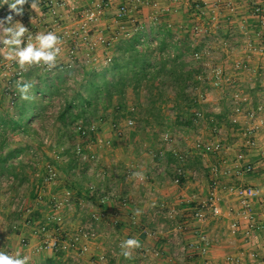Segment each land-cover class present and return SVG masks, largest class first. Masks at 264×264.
<instances>
[{
    "label": "crops",
    "instance_id": "0c3cea01",
    "mask_svg": "<svg viewBox=\"0 0 264 264\" xmlns=\"http://www.w3.org/2000/svg\"><path fill=\"white\" fill-rule=\"evenodd\" d=\"M49 1L38 0V8L33 10L30 7L32 0H28L23 6L25 18L22 20L10 13L7 5L0 4V20L11 14L13 22L18 21L28 29L30 25L37 23L39 33H46L45 27L53 22L46 5ZM144 1L140 0L142 4ZM192 1L156 0V7H141L143 11L140 15V10L135 9L139 0H114L112 6L93 25L94 29L103 28L106 31L105 36L111 40V46H103L99 52L90 49L91 52L88 51L87 55H93L97 59L89 67H104L106 53L111 56L114 54L116 43L125 36L124 31L133 25L129 20L131 17L146 27L152 25L154 11L160 24L172 25L174 42L181 39L182 29L192 31L193 23H199L206 29V33L198 39L192 31L193 46L208 47L212 58L194 61L188 55L187 60L201 68L200 76L195 77L196 81L190 87L194 90L192 97H203L198 103L204 115V119L200 121L203 122L202 125L194 123L192 128L176 127L172 124L173 118L164 129H150L155 135L159 133L157 142H144L147 147L140 144L135 152L132 141L136 140L140 131L148 130L135 121L130 125L128 119H125L119 125L123 123L124 127H128L126 131L130 134H121L119 139L113 136L112 143L116 145L113 149H108L110 153L99 150L103 159L101 164L107 173L104 180L79 172L74 173L73 179L69 180L64 174L65 170H59L62 187L49 194V202L42 204L37 199L36 222L48 221L47 226H52L48 227L51 230L50 236L59 239L67 238L81 228L90 227L96 236L87 242L86 252H81L79 247L69 251H37L36 247L45 239L37 233V225L27 227L25 232L15 236L1 237L0 250L11 254L19 252L21 256L29 255L30 264H203L204 261L209 264H229L227 257H232L236 264H264V130L253 131L256 123L248 119L249 110L254 109L264 121V26L251 13L254 5L264 7V0H204L202 16L190 11ZM81 4L94 7L88 0H78L76 9L67 4L66 8L58 10L60 27L56 34L62 38L61 41L69 36L68 33L77 29L78 20L72 14L82 8ZM125 5L129 7L130 13L115 25L113 18ZM175 29H179L178 32ZM27 37L28 33L25 34V39ZM70 38L69 36L68 40L59 45L61 53L56 66L78 67L83 62L80 57L83 56L81 49L84 44ZM98 44L99 47L102 46ZM72 48L76 50L74 54L70 53ZM3 51L6 52L7 49L0 45V53L3 54ZM214 66L223 70L220 91L208 93L209 90L201 89L197 93L196 90L201 85L205 87L210 84V89L218 87L213 85V79L209 75ZM33 67L47 71L45 66H31L22 70L27 72ZM243 98L248 101L244 102ZM133 99L130 90L127 94L129 105L133 103ZM171 113L175 116L177 112ZM166 130L170 132V140L162 143L161 136ZM248 132L250 135H245ZM248 137L255 139L254 145H248ZM198 141L208 144L210 149L205 152L197 149L195 144ZM217 145L219 148L214 149ZM151 148L155 149L157 156L149 152ZM160 150L164 151V156L158 154ZM60 156L62 159L58 158ZM54 161L57 165L66 163L72 166L70 158L63 153L55 156ZM179 171L181 182L176 184L174 180ZM134 172L142 173L146 180L140 181L139 177L133 176ZM215 177L221 183L234 187H259L263 191L262 195L250 201L245 210L241 201L226 194L220 203L219 217H212L207 211L206 219L198 221L193 217V210L207 200L210 180ZM90 186L94 190L90 191ZM67 189L72 192V199L68 202L64 197ZM101 195L109 197L105 203L100 202ZM121 198L128 200L126 206L121 205ZM55 202L60 203V207L52 212L50 209ZM170 209H176L180 213L174 220L167 215ZM97 211L105 212L104 218L99 222L91 220ZM54 216L58 220H52ZM132 217L136 218V225L132 224ZM233 223L237 224V228L231 227ZM146 232H155L156 235L150 236ZM201 235L210 243L205 256L200 255L199 249H187L185 254L181 253V248L190 243L202 246ZM23 237L26 245L21 243ZM128 238H137L142 245L133 250L131 259L121 255L118 245ZM155 248L161 249L160 257H144V251ZM253 253L257 255L255 260L251 256ZM182 254L185 255L184 261L181 260Z\"/></svg>",
    "mask_w": 264,
    "mask_h": 264
},
{
    "label": "trees",
    "instance_id": "16d2710c",
    "mask_svg": "<svg viewBox=\"0 0 264 264\" xmlns=\"http://www.w3.org/2000/svg\"><path fill=\"white\" fill-rule=\"evenodd\" d=\"M203 7L202 3L194 1L189 5L190 11L198 16H202L200 8ZM180 32L181 39L174 42L175 33L169 26L157 21L145 27L136 22L116 43L111 62L100 69L81 63L78 67L45 68L47 71L37 67L27 72L20 70L23 80L33 84L30 94L35 99H20L16 76L9 80L12 91L0 97V178H12L14 184H23L30 182L31 174L38 172L37 163L26 159L13 163L11 159L38 149L40 143L23 138L39 137L38 131L32 128V121L36 120L43 127L45 113L51 106L49 102L56 98L62 103L55 118L58 129L53 143L59 148L68 145L63 154L70 158L74 168L78 163L77 145L93 140L94 133L90 130L93 121L110 120L118 128L120 121L130 119L145 129H164L174 118V126L192 128L200 107L188 90L195 83V77L200 76L201 68L187 57L201 47H193L190 29ZM77 76L80 79L77 80ZM130 90L134 96L131 105L127 100ZM171 111L177 112L176 115ZM10 133H19L22 138L13 141ZM43 156L51 165L56 164L46 154ZM41 183L42 177L39 184L32 183V197H39Z\"/></svg>",
    "mask_w": 264,
    "mask_h": 264
},
{
    "label": "built area",
    "instance_id": "2783aa9c",
    "mask_svg": "<svg viewBox=\"0 0 264 264\" xmlns=\"http://www.w3.org/2000/svg\"><path fill=\"white\" fill-rule=\"evenodd\" d=\"M78 0H50L48 3H46L47 8H48V13L49 16L52 18L53 22L51 25H47L45 27V31L46 33L49 31H52L54 33H58L57 30L60 27L59 26V15H58V10L60 8H64L67 4L71 5L72 8L76 9V3ZM91 3H93L92 8H84L81 9L80 11V19L78 20V30H74L71 33H68L69 36L71 37L70 34H75L77 36H80L81 33H89V27L91 24L96 23L97 21H99V19L106 13V11L112 6L114 0H88ZM196 3H202L204 2V0H193ZM144 5H147L149 7H156L157 3L156 0H145L143 2ZM204 5V4H203ZM66 8V7H65ZM228 9H230L231 11L233 10L232 7L227 6ZM200 11L203 12V8H200ZM130 13V9L128 6H122V8H120L118 14L113 18V23L119 24L121 20H123L124 18L128 17ZM251 13L254 17H257L259 19V22L261 24V26H264V7L261 6L260 4L258 5H254L251 8ZM196 15V14H195ZM19 19H23V15H16ZM25 18V17H24ZM152 22H157L158 20V15L154 14L153 17L151 18ZM170 28L172 27L171 24L168 25ZM38 24L34 23L32 25L29 26V31H28V36H32L33 37V41L34 37L37 33H39L38 31ZM179 29H175V31L178 32ZM192 31L194 32V34H198V35H203L206 33V29L195 25L192 28ZM68 37H65L64 41L69 39ZM74 37V35H72ZM62 39V38H61ZM98 43L102 44L104 47L109 48L111 46V40L107 37H105V35H98L96 37ZM215 39L217 40V37H215ZM177 40V39H176ZM28 42L27 39H25V43ZM193 47H197V45H194ZM76 49V47H75ZM74 48H72L70 50L71 54H74V51H76ZM190 56L197 61H201L203 58H207L210 56V52L208 50V47H202L200 50L197 51H193ZM111 55L109 53H106L104 59H103V65L107 66L110 62H111ZM94 62H97V59L92 55L91 57L89 55H87L86 58H84L83 62L84 64H89L92 65ZM12 63V62H11ZM8 64H3L0 63V71H5L8 68ZM16 80L21 79L22 77L20 76V73L18 72L16 75ZM13 76V77H14ZM211 78L213 79V85L214 86H219L221 84V81L223 80V70L220 67L214 66L212 67L211 70ZM262 81L264 82V76L262 78ZM192 87L189 88L188 91H190L191 93H193L194 91L191 90ZM6 93L12 91V86L10 83H8L7 87L5 88ZM2 95V92H0V96ZM195 95V97L197 98L196 101L197 103L200 102L201 99H203L202 95L198 96ZM243 101L246 102L248 101L247 98H243ZM204 119V115L202 113V111L200 109H198L195 113V123H199L200 121H202ZM248 119L254 123H256L254 125L253 131L256 129H261L264 130V121L262 119L259 118V114L257 113L256 110L254 109H250L248 112ZM128 123L130 125H132L134 123V121L132 120H128ZM80 124V123H79ZM90 130L95 134L96 132V125L95 122L93 121L91 126H90ZM245 135L249 136V132L246 133ZM162 140L164 142H168L170 140V132L169 130H166L162 133L161 136ZM90 142V141H89ZM247 143L248 145H254L255 144V139L253 137H248L247 139ZM197 149L202 150L203 152L208 151L210 149V146L208 144H204L201 141L196 142L195 144ZM54 150H53V154L56 153V156L59 153H64L67 146H62V147H56L55 145L53 146ZM218 145L216 147H214V149H218ZM76 157L79 161L81 162H91L94 165H96L99 162V158L96 155V153L94 152H89L87 151V148L83 147L81 144L77 145L76 150ZM154 156H157V153H151ZM158 154L160 156H164V151L160 150L158 151ZM65 155V154H64ZM62 158V157H60ZM21 159V156L15 158V162H17L18 160ZM178 177L175 178L174 182L176 184L180 183V174L181 172L179 171L178 173ZM58 177V171L56 168H49L48 171L46 172V174L43 175L42 177V183H41V187L39 190V196L43 194L44 192V187H42V185H49L55 182V180ZM96 177L99 179H105L106 177V172L105 170L98 168L96 171ZM141 180H143V178H140ZM8 180V179H7ZM10 180H12V178H10ZM12 182V181H11ZM94 187H89V190H94ZM262 189L259 187H255V186H242V187H234L232 185H227V184H223L220 182V180L218 178H212L210 180V193H209V197L207 198V200L204 202V204H202L200 207L194 209L193 211V217L198 220V221H203L206 219L207 217V211L210 213V215L212 217H219L221 215V207H220V203L221 201H223L224 199V195L228 194V195H232L234 197H236V199H238L239 201H241V203L244 206V209L247 210L248 206H249V202L253 201V199L259 198L262 195ZM64 197L65 200L70 201L72 199V192L70 190H65L64 192ZM100 198V202L101 203H105L106 200H108V196H104L101 195L99 196ZM120 203L123 206H126L128 204V200L126 198H121L120 199ZM60 207V203L55 202L54 204H52V209L54 211H57ZM22 204L18 205V207H14L15 210L17 211H22L23 209ZM179 211L176 209H170L167 213L168 217L170 219H176L179 216ZM104 216V213H102V211H97L96 213H94L92 215V218L95 221H100L102 219V217ZM53 220H58V217L54 216ZM132 224L136 225L137 224V220L136 218L132 217ZM48 222V221H47ZM47 222L44 223H38L37 225V233L39 235H42L43 238H45L36 248L37 251L40 252H44V251H51V252H57L59 250H65V251H69L70 249H75L77 247H79L78 249L81 252H86L88 250V245L87 242L89 240H92L93 238H95L96 233L93 229H91L90 227H85V228H81L80 230L76 231L75 233H73L72 235H70L67 238H62L59 239V237H54V236H50L48 233V229H47ZM232 228H237V224L233 223L231 225ZM253 227V225H252ZM180 228V227H179ZM182 229V228H181ZM180 230V229H178ZM147 235L150 236H155L156 233L155 232H146ZM201 242H203L202 246H198L195 243H190L188 246H183L181 248V253L186 252L187 249H191V250H197L199 249V253L201 256H205L208 253V247L210 245L209 241L207 240V238L203 235H201L200 237ZM21 243L22 245H26L24 238L21 239ZM121 241L119 242L118 245H120ZM184 254L181 255V260L184 261ZM162 255V251L161 249L155 248L151 251L147 250L144 251V257L148 258L149 256L158 258ZM252 258L255 260L257 258L256 254H251ZM229 264H236L234 263L232 257H227L226 259ZM203 264H209L208 261H204Z\"/></svg>",
    "mask_w": 264,
    "mask_h": 264
},
{
    "label": "rangeland",
    "instance_id": "374dc122",
    "mask_svg": "<svg viewBox=\"0 0 264 264\" xmlns=\"http://www.w3.org/2000/svg\"><path fill=\"white\" fill-rule=\"evenodd\" d=\"M137 3V2H136ZM80 7H82L81 9L87 8L89 9L90 6L88 4H81ZM141 7H149L147 5H143L140 0L137 3L135 9L136 11L140 10V15H142L143 11L141 9ZM132 8V7H130ZM80 10H76L72 15L76 18V19H80ZM118 14V12H117ZM116 14V15H117ZM156 14L153 11V15ZM138 13H136L135 16H137ZM134 18L131 17L129 20L132 21L130 22L131 24L136 23V21L133 20ZM78 24V23H77ZM91 24L89 27V33H81L80 36H77L75 34H70L71 35V39L79 42L80 44H84L82 46L83 49H81L82 53V60H84V58L87 57V52L90 51V49H95L96 52H99L102 48L103 45L99 47V44L96 42L97 39L96 37L100 34V35H105V32L103 28H97L94 29L93 25ZM201 26L199 23L194 22L192 25V28L195 26ZM77 29H79V27L76 25ZM116 27V26H115ZM100 29H103L100 30ZM75 30V31H76ZM119 31V30H118ZM121 31V30H120ZM74 35V37L72 36ZM195 36L200 39L201 35L195 34ZM106 37V36H105ZM93 40V41H92ZM223 43V42H222ZM96 44V45H94ZM211 44V43H210ZM212 45V44H211ZM4 53L1 54L0 53V63L8 64V68L5 71H0V92L5 93V88L7 87L9 80L16 75L20 70H22L19 65L15 62L12 61V63L7 60V59H3L5 58L7 51H3ZM91 52V51H90ZM89 53V52H88ZM91 54V53H90ZM4 55V56H2ZM211 56H209L208 58H210ZM216 57V56H214ZM218 57V56H217ZM212 58V57H211ZM204 59V58H203ZM206 59V58H205ZM209 75L211 76V73H209ZM80 77L77 76L76 79L78 80ZM203 85H201L200 87H198V89L196 90L197 93L201 92V89L204 91H208L215 93L216 91H220L221 89V84L218 87H214L213 89H210V84L205 87H202ZM219 89V90H218ZM194 91V90H192ZM1 97V96H0ZM61 101L60 99L56 98L54 100V102L51 104V106L48 108L47 114H46V119L44 122V126L40 127L39 124L36 122V120H34L32 122V128L35 129L36 131H38L39 133V137L34 138L33 136L29 135V136H24L23 140H27L31 143H40V146L38 147V149H32L30 150L27 155H21V159H26L27 162L30 161H34V163H37L38 165V172L31 174L30 182H25L23 184H18V183H13V179H2L0 178V238L1 237H12L17 235L18 233H23L26 231L27 227H35L36 225H38L37 218H36V205L35 202H39L37 199H39L41 202H43L42 204H44L45 202H49L50 199L48 198L49 194L55 191L56 188L58 187H62V177L60 176L59 170L60 169H64V174L67 176L68 179H72V174L79 172L80 174L86 173V175L88 174H92L96 177V171L98 168H101L103 170H105L106 172V168L101 164L102 162V156L99 150H103L104 153L109 152V150L114 148L113 144V140L112 137H116V138H120L121 134L124 135H129L130 132L126 131V129H128V127L126 128V126L124 127V125H122L123 123H121L119 125L118 123V128H115L113 126V124H110L109 121H103L100 122L99 120L94 121L95 125H96V132L94 134L93 137V141H86V142H82L80 143L83 147L87 148V151L89 152H94L96 153V155L99 158V162L94 165L91 162H81V161H77L78 162V166H76V168L71 167V164H52L48 162V160L43 156V155H47L48 157H50L51 159H55L56 153L53 154V146H54V141L56 138V133H55V129H56V125H55V118L57 116L58 110H59V106L61 105ZM107 122V123H106ZM80 123V122H79ZM203 122H200L196 125H202ZM137 124V122H136ZM138 125V124H137ZM148 131L143 130L140 131V134L138 136H136V140L132 141V145H133V149L136 152V149L139 148V145L142 144V147H147L145 146L143 143L144 142H157V139L159 137V133H156L150 129V127L146 128ZM202 129V128H201ZM150 130V131H149ZM203 130V129H202ZM96 137V139H95ZM9 138H11L13 141H18L22 138V136L19 133H10L9 134ZM105 139H109L110 141H107ZM173 139V138H172ZM123 141V140H122ZM162 143L164 142L161 138ZM184 142V141H182ZM53 143V144H52ZM84 143V145H83ZM134 143H136L137 145H134ZM36 145V144H33ZM66 146H68L67 144H65ZM96 145H98L99 147H97ZM52 147V148H51ZM190 147H188L189 149ZM109 149V150H108ZM154 148H151L149 152L154 153ZM105 155V154H104ZM151 155V154H150ZM67 156V155H66ZM61 157V156H60ZM58 157V158H60ZM67 158V157H66ZM15 159V158H14ZM14 159H11V161L13 163H17L15 162ZM62 159V158H61ZM63 159H65L63 157ZM60 161V160H59ZM67 161V159H66ZM56 168L58 171V177L55 180L54 183L49 184V185H42V187H44V195L42 194V196L40 198H34L31 196L30 190H31V185L32 183H37L39 184L41 181V177H43L44 174H46V172L48 171L49 168ZM73 172V173H72ZM107 175V173H106ZM64 178V177H63ZM97 178V177H96ZM65 179V178H64ZM98 180H104V179H99ZM95 179V180H97ZM144 176H143V180H144ZM142 180V181H143ZM146 180V179H145ZM12 181V182H11ZM141 181V179H140ZM46 193V194H45ZM46 195V196H45ZM22 204L23 206V210L22 211H17L14 209V207H18V205ZM51 204V203H50ZM52 212H55L52 207L50 209ZM17 213V214H15ZM53 215H55V213H53ZM105 215V212H104ZM51 217V216H50ZM49 218V217H47ZM104 218V217H102ZM51 219V218H50ZM93 218L91 217V220ZM53 220V219H52ZM48 227L52 226H47ZM48 233L49 235L51 234V230L48 229ZM53 236V235H52ZM24 238V237H23Z\"/></svg>",
    "mask_w": 264,
    "mask_h": 264
},
{
    "label": "clouds",
    "instance_id": "9594fccd",
    "mask_svg": "<svg viewBox=\"0 0 264 264\" xmlns=\"http://www.w3.org/2000/svg\"><path fill=\"white\" fill-rule=\"evenodd\" d=\"M28 0H0V4L7 5L10 13L23 15V6ZM31 9L38 8V0H32ZM29 29L20 22H13V15L9 14L3 20H0V45L7 49L5 59L15 61L21 69L26 70L31 66H45L48 70L57 65L58 57L61 53L59 45L62 43L61 38L54 32L37 33L34 37L28 36V42L25 44V34ZM33 84L25 82L23 78L16 81V89L23 101H32L35 99L31 95ZM133 176L143 178L140 172H134ZM121 255L126 259H131L133 250L142 247L137 238H128L123 240L120 245ZM31 257L19 252L11 254L7 251L0 250V264H30Z\"/></svg>",
    "mask_w": 264,
    "mask_h": 264
}]
</instances>
